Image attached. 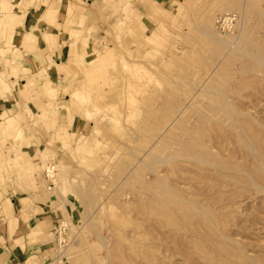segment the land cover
Masks as SVG:
<instances>
[{
    "label": "rangeland",
    "instance_id": "rangeland-1",
    "mask_svg": "<svg viewBox=\"0 0 264 264\" xmlns=\"http://www.w3.org/2000/svg\"><path fill=\"white\" fill-rule=\"evenodd\" d=\"M59 2L0 0V95L23 73L21 99L40 114L18 102L0 115L14 117L0 168L22 172L63 226L60 243L39 226L42 256L8 264H264V0H71L64 62L73 40L76 57L54 84L21 67L34 51L14 46L3 18L47 20ZM225 12L237 21L220 31ZM32 141L31 157L18 153Z\"/></svg>",
    "mask_w": 264,
    "mask_h": 264
},
{
    "label": "crops",
    "instance_id": "crops-1",
    "mask_svg": "<svg viewBox=\"0 0 264 264\" xmlns=\"http://www.w3.org/2000/svg\"><path fill=\"white\" fill-rule=\"evenodd\" d=\"M94 1L97 0H83L86 4H92ZM153 1L157 2L158 5L160 4L165 10H171L170 0ZM71 4V0H60L55 14L53 16H48L47 20H42L41 14L31 15L28 14V11L22 15L20 22L16 20L17 15L13 16L14 22L10 25L7 24V21L3 18V27L9 32V35L13 31L12 43L14 46H22L31 50L33 49L34 51V53L24 57L23 62H21V67L29 70L30 76L43 67L49 81L54 84H60V70H64L67 64V66L74 65V61L71 62V59L76 57L75 49L77 45L75 40L71 42L68 59L64 62L65 56H67L70 37L69 33L64 29V26H62L64 24V19L69 16H67V14L69 12V5ZM150 9V7L143 8V15L141 18L142 25L147 26L149 18L146 13H149ZM10 13L9 10L8 14ZM62 16L64 19L61 18ZM72 16L73 14L71 13L68 18ZM15 23L18 24L14 26ZM68 29L70 30V26ZM71 30H75V27L71 28ZM42 51L50 55L49 59L46 55H44L42 59H39L42 56ZM22 75L23 73L17 78L11 77L10 81L13 82L11 91L6 92L5 95H0V115L2 113L7 114L12 109H15L17 112L19 109L17 103L19 102L21 105L27 104V109L31 114L35 111L34 114L37 120V116L40 114L39 111L34 109L35 104L31 101H26L25 103V101H22L21 95L19 94L21 86L26 84V78L22 77ZM27 83L29 85H37L38 81L36 78L31 77L28 79ZM5 86V76L0 72V88ZM54 89L59 91L58 88L54 87ZM60 116L64 117H59L58 123H62L63 125L66 124V115L61 114ZM2 118L7 119L5 125H2L5 128L10 126L12 123L11 120L14 119V117L6 115H3ZM70 123L71 124H66L69 133L78 134L84 132L86 129L85 121H82L76 116L72 118ZM2 126L0 125L1 130H3ZM35 126L34 124L30 126L32 133L36 131L34 128ZM7 133L9 132L7 131ZM4 141L5 140L2 141L5 143V149H2L3 154L5 155L8 151L7 149H9L10 152L8 156L10 159H13L15 154L14 141L12 138H9L7 142ZM0 147L3 148L1 143ZM35 147L36 144L32 141L18 148V153H22L24 157H31L35 152ZM11 173L13 175H11ZM9 174L10 175L0 168V264L13 263V261L23 262V260L31 255L42 256L45 252L47 243L42 241L44 233L43 230L38 227L52 226L53 230L57 220L52 210L46 208L42 202H38V200L34 199L33 191L27 186L25 180L19 182L22 172H9Z\"/></svg>",
    "mask_w": 264,
    "mask_h": 264
},
{
    "label": "built area",
    "instance_id": "built-area-1",
    "mask_svg": "<svg viewBox=\"0 0 264 264\" xmlns=\"http://www.w3.org/2000/svg\"><path fill=\"white\" fill-rule=\"evenodd\" d=\"M237 15L234 12H225L223 14H220L217 18H216V26L218 28V30L220 31H228L231 28H233V26H235V22L237 21L236 19ZM49 168V166L47 167ZM51 168V167H50ZM46 173V177H48V169H46L45 171ZM63 230V226H60V224H55L54 228H53V234L55 237V240L57 241V243H60L61 240L60 239V235H61V231Z\"/></svg>",
    "mask_w": 264,
    "mask_h": 264
},
{
    "label": "bare ground",
    "instance_id": "bare-ground-1",
    "mask_svg": "<svg viewBox=\"0 0 264 264\" xmlns=\"http://www.w3.org/2000/svg\"><path fill=\"white\" fill-rule=\"evenodd\" d=\"M71 29V28H70ZM204 163V162H203ZM242 171V170H241ZM247 171V170H246ZM216 172V171H215ZM218 172V171H217ZM249 174V173H248ZM262 174H263V172H262ZM264 175V174H263ZM262 177V176H261ZM239 178V177H238ZM249 178V177H248ZM257 179H259V177L257 176ZM261 179V178H260ZM262 180V179H261ZM253 182H254V180H253ZM257 182V181H256ZM261 182H263V181H260L259 183H261ZM264 183V182H263ZM206 185V184H205ZM208 185V184H207ZM259 188H263L262 186H260V185H257ZM205 191H206V189H205ZM221 191V190H220Z\"/></svg>",
    "mask_w": 264,
    "mask_h": 264
}]
</instances>
